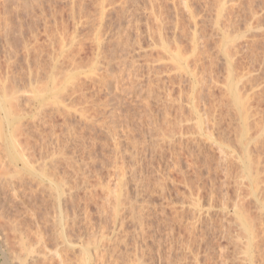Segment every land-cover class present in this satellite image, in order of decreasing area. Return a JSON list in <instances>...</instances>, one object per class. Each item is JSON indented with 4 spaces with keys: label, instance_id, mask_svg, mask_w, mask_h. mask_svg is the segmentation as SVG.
<instances>
[{
    "label": "rangeland",
    "instance_id": "1",
    "mask_svg": "<svg viewBox=\"0 0 264 264\" xmlns=\"http://www.w3.org/2000/svg\"><path fill=\"white\" fill-rule=\"evenodd\" d=\"M203 1L0 0V95L6 92L9 94V97L5 94L6 97L11 100L14 99L13 95L15 98L17 95L13 111L17 119L7 121L4 112L0 111V229L8 232L7 237L4 235L6 242L2 236L4 233L0 230V264H39L41 260L42 264H59L58 260L61 258L65 264H84L89 253V262L94 263V254H98V250L106 252L111 245L114 248L109 253H113L114 259L111 254H107V257L118 261L117 264H133L138 258L140 260L141 254V264H251L245 233L240 221L234 216L231 204L238 197H243L239 203L248 198V191L245 199V195H241L242 189L248 188L250 196L248 182L243 181L247 188H244L246 185L243 183L239 184L240 191L238 186L235 188L234 180L231 179L232 188L238 189L240 196L230 187V183V191L232 189L234 192L229 193L228 189V197L232 201L235 198H232V193H236L237 197L233 202L228 199L231 206L229 213L224 211L227 215L219 209L216 201L215 192L218 193L217 189L223 178L219 183L215 180L218 151L212 134L213 101L210 93L214 91L212 77L219 75L222 80V76L226 78L228 72L225 74V70L216 68L214 71L219 70V73H214L208 68L217 67L210 60L218 61L220 58L219 65L227 67V60L224 59L228 56H224L225 51L222 49L230 42L223 40V33L227 29L224 28L225 24L235 18V24L230 21L226 26L234 25L228 28L233 27L235 31H228H231V35H236V43L247 41V46L240 47L241 44L237 43L239 48L248 47V41L253 40L249 42L252 43V50L250 47L248 50L241 49L243 55L245 51H249L245 55L249 58H244L246 61L241 60V54L235 53L236 56H232V59L240 56L238 59L240 58L242 67L238 63L234 66V60H230L233 67L237 65L243 73H239V68L236 67L235 75L239 73L240 79L238 76L236 78L239 82L242 80V83L248 81L247 85L244 83L248 91L249 80L254 77L252 73L257 75L264 72V54L261 62L262 55H259L263 53L261 49H264V39L261 38L264 37V22L259 25L263 30L259 27V31L257 28L260 35L261 30L263 34L260 36L255 32L258 23L264 21V17L260 16H264V0H254L255 3L250 1L255 5H250L254 8V13L250 6L249 9L244 8L249 0H243V3L242 0H237L241 3L233 0L246 9L243 10L237 4L241 8L238 14L235 11L238 9L234 6L236 4L227 0L233 6L226 3L233 8H227L231 10H228L229 13L233 15L236 12L235 15L238 16H231L227 11V14L224 12L226 9L222 10L224 17L221 16L220 20L227 17L228 21L221 20V30L216 25L212 26L216 15L210 18L211 21L209 19V15L214 16V12L216 14L218 11L216 7V11L213 9L217 4L213 3L214 0ZM207 3H212V6ZM121 4L126 6V11H123L125 15L122 12L124 16L119 12L123 7ZM118 5L121 6L120 9ZM101 6L110 9L105 14L109 17H104L106 22L100 21L98 10ZM201 7L203 10L199 9ZM250 9L252 12L248 11ZM201 11L204 14L200 15H205L204 18H200L197 13ZM249 12L253 13V17ZM255 13H259V22L254 18ZM245 15L252 19L245 21ZM119 16L124 19L121 20L122 17ZM128 19L134 22L128 23ZM196 19L199 22L196 23ZM200 21L205 25L202 26ZM247 21H250L248 25ZM243 23L248 27L245 25L244 28ZM249 24L253 26L249 27ZM238 25H242L240 27L243 29L239 30ZM197 27H206L207 31L205 28L198 30ZM213 27L217 31L219 29V35L213 31ZM250 29L254 31H251V35L248 34ZM122 31L126 32L123 34ZM200 31L206 36L214 34L215 37L210 36L208 40L204 36V40L203 37L200 38L203 36ZM210 31L214 33L211 34ZM245 33L248 39H256L248 40L241 36L246 40H240V35ZM259 36L263 41L259 40ZM212 38L215 41L217 38L221 40L214 44L215 41L210 40ZM200 39L205 43L201 44ZM257 42L260 45L263 42V47L257 44V48ZM209 43L216 45L218 53H208L210 49L213 51L212 45L208 46ZM202 45L206 47L204 50L208 53L207 57L210 54L208 58L201 59H204L202 65L207 68L201 67L199 63L202 61L199 58L195 59L196 52ZM216 49L214 46L215 51ZM256 49L262 52L254 54ZM250 50L254 52L252 57ZM234 51L232 48V54ZM205 52V55L200 54L206 56ZM211 55H217V59H211ZM256 55H259L258 58ZM247 58L249 62L252 58L259 60L257 63V59L253 61L256 64L250 62L255 68L257 65V74L253 69L250 71V67H254L247 62ZM238 59L236 62H239ZM246 62L247 66L250 64L248 68ZM246 71L249 72L248 75ZM200 74L209 82L203 78L204 83ZM261 75L264 77V73ZM261 75L257 76L262 83L264 79L260 78ZM69 79H78L76 84H80L79 88L77 85L74 87V83H71L74 81ZM263 84L259 86L262 88ZM241 85L243 84H239ZM249 91L245 90V93L252 92ZM255 96L253 95L254 99ZM262 99L264 105V97ZM259 107L264 109L262 104ZM9 133H16L13 138L17 139L16 144L20 142L21 145L16 146L18 151L22 150L24 158L14 156L15 148L6 138ZM231 137L232 140L235 138L234 132ZM237 142L236 139L233 140V143ZM239 144L238 142L236 149H239ZM253 147L252 144L251 150ZM9 148L13 153H8ZM241 151L242 149L237 150ZM233 169L238 171L236 174L233 170L235 175L231 174V178L238 176V172H243L240 160L239 165L235 164ZM121 176L126 178V185ZM111 190L118 192L112 193ZM251 198L250 196L248 201L242 203L249 206V201L253 200ZM253 201L250 202L251 212L257 213L260 219L261 214L258 213L261 209L255 207L256 201ZM115 236L116 239H113ZM105 239H109L110 244ZM118 247L120 253L117 252ZM115 249L118 250L114 252ZM252 251L253 264H264V248L263 255L255 246ZM33 253V257H42L38 258L39 262L31 256ZM109 258L105 259L107 262L104 260V264H109L108 261L116 264Z\"/></svg>",
    "mask_w": 264,
    "mask_h": 264
},
{
    "label": "bare ground",
    "instance_id": "2",
    "mask_svg": "<svg viewBox=\"0 0 264 264\" xmlns=\"http://www.w3.org/2000/svg\"><path fill=\"white\" fill-rule=\"evenodd\" d=\"M201 1V0H200ZM203 1V0H202ZM208 1H210V0H208ZM208 1H206V2H208ZM213 1V0H212ZM214 1H217V2H214ZM213 1V3H215V5L216 6H214V8L213 9H215V7H216V9L218 10L217 12H216V14H215V12H214V16H211V15H209L210 17H209V19L211 18V17H215V15H216V19L214 20V25H212V26H214L215 27V25H216V27L217 28H220V30H221V26L223 25V21H228L227 19V17L225 18V20L223 19V21L221 22V20H220V18H221V16L222 17H224V15H222V10H225L224 12L226 13V11L229 13V11H231L233 8H230V5L232 6V3H234L235 1H237V0H235L234 2H233V0H231V2H229V1H227V0H214ZM246 1V0H245ZM250 1L251 0H249V2H248V4L246 5V6H244V4H242L243 6H244V8L246 7V8H248V6H255L254 4H253V2H254V0H252L253 2H252V4L250 3ZM204 2V1H203ZM206 2L204 3L205 5H206ZM227 2H229V3H231L230 5L229 4H226ZM237 2H240L241 3V1H237ZM244 1L242 0V3H243ZM246 2V3H247ZM263 2V1H262ZM261 2V3H262ZM198 3H200V2H198ZM202 3V2H201ZM255 3V2H254ZM258 3V2H257ZM264 3V2H263ZM208 4V3H207ZM234 4H236V3H234ZM237 4H239V3H237ZM237 4L236 5H234V6H236V9L238 8L237 7ZM117 5V4H116ZM122 5V4H121ZM124 5V4H123ZM122 5V6H123ZM127 5V4H126ZM212 6V3L211 4H208V6ZM214 5V4H213ZM229 5V7H227V6ZM259 5V4H258ZM262 5V4H261ZM111 6V5H110ZM129 6V5H128ZM201 6V5H200ZM199 6V7H200ZM207 6V5H206ZM205 6V8L207 9V7ZM250 6V7H251ZM107 6L105 5V8H106ZM115 7V6H114ZM113 7V8H114ZM119 7H121V6H119L118 5V8ZM125 7L126 6H123L122 7V10H120L119 12L122 14V12L125 10L126 11V9H125ZM233 7V6H232ZM239 7H241V5L239 4ZM249 7V8H250ZM261 7V6H260ZM104 8V6H101L100 7V9L98 10V14H99V16H100V21L101 22H106V18H105V20H104V17H109L108 15H106L105 16V14H106V12H108V10H110V9H105ZM111 8V11H113V9H112V7H110ZM205 8H204V11H205ZM209 8V7H208ZM227 8H230V9H228L227 10ZM235 8V7H234ZM242 9H243V7H241ZM241 8H238L237 10H235V11H237V14H238V12L240 11L239 9H241ZM248 8V9H249ZM252 8V7H251ZM262 8V7H261ZM260 8V9H261ZM120 9V8H119ZM199 9H202V7L201 8H199ZM210 9H211V7H210ZM212 9V10H213ZM216 9H215V11H216ZM253 9V13H254V8H252ZM252 9H250V10H248V11H250V12H252L251 10ZM130 10V9H129ZM203 10V9H202ZM208 10V9H207ZM233 10V11H234ZM239 10V11H238ZM243 10H246V9H243ZM242 10V11H243ZM110 11V12H111ZM116 11V10H115ZM114 11V12H115ZM132 11V10H131ZM137 11V10H136ZM196 11V10H195ZM194 11V12H195ZM199 11V10H198ZM203 11V12H204ZM211 11V10H210ZM214 11V10H213ZM234 11V12H235ZM241 11V12H242ZM135 12V11H134ZM134 12H133V14H134ZM190 12V11H189ZM207 13H209L208 11H206ZM205 12V13H206ZM224 12H223V14H224ZM241 12H240V14H241ZM245 12V11H244ZM249 12V13H250ZM119 13V14H120ZM125 12H123V14H124ZM127 13H128V11H127ZM130 13H132V12H130ZM191 13V12H190ZM199 15H200V13H202V11L201 12H197ZM213 13V12H212ZM253 13H250L251 15V17H253L252 15H253ZM116 14V13H115ZM120 14V15H121ZM122 14V15H123ZM135 14H137V12H135ZM202 14H204V13H202ZM200 15V16H198V17H200V18H204V16L203 15ZM211 14V13H210ZM227 14V13H226ZM225 14V15H226ZM231 14V16H238V15H235L236 14V12L235 13H233V15H232V13H229V15ZM247 14V16H248V13H246ZM256 14V13H255ZM258 14V17H255L256 15ZM255 16H254V18H255V20L257 21V22H259L260 21V19L261 18H263L264 16L262 15V14H260V16H262L261 18H259L260 16H259V13H257ZM74 15H75V13H74ZM125 15V14H124ZM123 15V16H124ZM132 14H130V16H131ZM139 14H137L136 16L137 17H139L138 16ZM194 15V14H193ZM193 15H192V17H193ZM195 15H196V12H195ZM213 15V14H212ZM229 15H227V16H229ZM123 16H119V18H121L122 17V19L121 20H123L124 19V17ZM134 16V15H133ZM197 16V15H196ZM196 16H194V17H196ZM241 16V15H240ZM246 16V15H245ZM247 16H246V19H244L245 21L246 20H249L248 18H247ZM132 17V16H131ZM137 17L135 18V19H137ZM230 17V16H229ZM127 18V17H126ZM200 18H198V19H200ZM231 18V17H230ZM237 18V17H236ZM257 18H259V20H257ZM109 19V18H108ZM130 19V18H129ZM128 19V20H129ZM134 19V20H135ZM206 19V18H205ZM208 19V20H209ZM231 19H233V20H230L231 22H233V21H235V20H237V19H235V18H231ZM242 18H240V20H241ZM252 19V18H251ZM250 19V20H251ZM118 20H120V19H118ZM138 20V19H137ZM212 20V21H213ZM239 20V21H240ZM126 21V20H125ZM197 21L199 22V20H197L196 19V23H197ZM202 21H204L203 19H202ZM210 21H211V19H210ZM230 21H228V22H230ZM245 21H243V22H245ZM123 22V21H122ZM134 22V21H133ZM133 22H130V20H129V22L128 23H133ZM135 22H136V20H135ZM205 22V21H204ZM208 22V21H207ZM228 22H227V24H228ZM238 22V21H237ZM242 22V21H241ZM248 22H250V21H247V25H248ZM261 22H264V21H260L259 23H258V27H256V24H255V26L254 27H256V29H255V32L256 33H258V35H260V33H259V31H260V28L262 29V27H260L261 25ZM127 23V22H126ZM126 23H125V25H126ZM196 23H195V25H196ZM202 22L200 21V24H201ZM206 23V22H205ZM211 23L212 22H210V25H211ZM222 23V24H221ZM238 23H240V22H238ZM199 24V23H198ZM203 24V23H202ZM227 24H225V27L224 28H227V29H225V31H224V33H223V36L225 37V38H223V40H227L228 42H230L229 44H225L226 46L224 47V46H222V47H224V50L222 49V51H225L224 53H222V54H224V56H226L227 58H225L224 59V57H223V59L226 61L227 60V67H224V65L223 66H220L221 65V63H220V61L219 60H221V58L219 59V56H218V61H219V63H218V61L217 60H215V61H213L214 59L213 58H215L216 57V59H217V55L214 57H212V55H214V54H216V53H218V51H217V49H216V45H212V43H209L208 44V46H210V44L212 45L211 47H213L212 49H213V51L215 52V53H213V51H211V47L209 48L210 49V51H208V53L210 52V53H212V55H211V59H213V60H210V63H211V61L213 62V66H215V65H217V67L215 66V68H208V70H210V71H212L213 70V72L214 73H216V71L219 73V70H215L214 71V69H223V71H224V73L226 72H228V74H226L225 76H226V78L224 77V76H222L223 74L221 73V76H222V80H221V78L219 77V75H215L216 77H212V76H214V73L212 72V79H213V84H212V87H213V90L214 91H212L210 94H212V101H213V104L211 105V107H212V112H211V114H212V128H213V130H212V134H213V137H214V140H215V146H216V148H217V151H218V155L216 156V161H215V180L217 181V183H219L222 179L221 178H223V180L221 181V185H219V187H218V185H216L217 187H218V193H216L215 192V194H216V201H217V205H218V207H219V209L220 210H223L222 212H224V211H227V213H229L228 211H229V207L231 206V204H232V207L234 208V216L235 217H237L238 218V220L240 221V224L242 225V227H243V231H244V236H245V238H246V244H247V247H248V254H249V256H250V259H252V262H251V264H253V259H254V254H253V251H252V247L253 246H255L256 247V249H257V251H258V249L259 250H261L260 251V254L261 255H263L262 253H263V248H264V218H263V214H264V211H263V209L264 208H261V206H264V204H263V202H264V109H261L260 107H259V104H262V106H264L263 105V99H262V97H264V82H260L259 80H258V76L257 75H261L262 73H264V72H262L261 71V68H260V71L262 72H260V73H255V71H257L258 70V68H257V65H256V68H255V65H253L254 63H253V61L254 60H256L258 57L257 56H259V55H262V54H264V49L262 48H260L261 50H263V53H261V54H259V55H256V57L257 58H255L254 60H253V58L255 57H253L252 58V61H250L251 63H253V64H251L249 61H248V56H245L246 54H249L247 51H245L244 53H245V55H243V54H241L242 52H243V50H242V52H241V49H243V48H245V47H243V48H239V45L238 44H241V46L240 47H242L243 45H246L247 44V41H246V43H244V41H239V42H237L236 43V38L237 37H235L234 35H231L232 33H231V31L233 32V31H235V28H233L234 27V25H231V26H233L232 28L234 29V30H232V28H228V27H230V25H228V27L226 26ZM233 24H235L234 22H233ZM237 24V23H236ZM252 24H253V22H252ZM251 24V25H252ZM264 24V23H263ZM121 25V24H120ZM129 25V24H128ZM205 24H203L202 26H204ZM207 25V24H206ZM242 25H244V28H245V25L246 24H242ZM242 25H240V26H242ZM246 25V26H247ZM250 25V24H249ZM251 25L249 26V27H251ZM254 25V24H253ZM252 25V26H253ZM260 25V26H259ZM236 26V25H235ZM239 26V25H238ZM239 26V27H240ZM122 27H123V25H122ZM132 27H133V25H132ZM214 27H213V29H214ZM223 27V26H222ZM237 27V26H236ZM248 27V26H247ZM260 27V28H259ZM79 28V27H78ZM126 28H127V25H126ZM130 28H131V26H130ZM198 28V27H197ZM200 28V27H199ZM199 28H198V30H199ZM205 28V31H207V29H206V27H204ZM204 28L203 27H201L200 28V30L201 29H203L204 30ZM211 30H212V28L211 27H209ZM257 28H259L258 30H257ZM264 28V27H263ZM125 29V28H124ZM223 29V28H222ZM228 29H231V31L229 32L228 31ZM241 29H243V28H241L240 27V29L239 30H241ZM120 30H123V29H120ZM202 30V31H203ZM227 30V31H226ZM236 30H238V28H236ZM263 30V29H262ZM262 30H261V33L263 34V32H262ZM130 31V30H129ZM196 31V30H195ZM214 32H218L219 31V29H218V31H217V29H214L213 30ZM212 31V32H213ZM250 31V33H248V34H250L251 35V33L252 32H254L253 30H249ZM248 31V32H249ZM252 31V32H251ZM118 32H119V30H118ZM123 32V34L126 32V31H122ZM209 32V31H208ZM212 32L210 31V33L212 34ZM213 32V33H214ZM241 32V31H240ZM244 32V31H243ZM243 32L241 33V34H243ZM203 33V34H202ZM207 33V32H206ZM215 33V34H216ZM197 34V33H196ZM200 34H202L203 36H201L200 38H202V39H204V40H206V39H208V37L209 38H211L212 36H214L215 37V35L214 34H212V36L209 34V33H207V34H209V35H204V32H201L200 31ZM218 35L220 34V33H217ZM237 34H240V33H238V31H237ZM253 34H255V33H253ZM252 34V35H253ZM261 34V35H262ZM130 35V34H129ZM250 35H248L249 37H250ZM256 35V34H255ZM260 35V36H261ZM120 36V35H119ZM128 36V35H127ZM204 36H205V38H204ZM211 36V37H210ZM241 36H245V37H247V33H245L244 35H240V37ZM260 36H259V40L262 38V39H264V37H261L260 38ZM264 36V35H263ZM121 37V36H120ZM216 37H217V35H216ZM220 37H221V35H220ZM219 36H218V38H220ZM239 37V38H240ZM245 37H244V39H245ZM258 37V36H257ZM123 38V37H122ZM126 38H128V37H126ZM130 38H132V36L130 37ZM196 38V37H195ZM217 38V40H221V39H218ZM250 38H253V37H250ZM249 38V39H250ZM255 38V37H254ZM253 38V39H254ZM198 39V38H197ZM202 39H200V42H201V40ZM215 39V38H214ZM241 39H243L242 37L240 38V40ZM243 39V40H244ZM247 39H248V37H247ZM248 39V40H249ZM256 39V38H255ZM254 39V40H255ZM261 39V41H263ZM194 40H196V39H194ZM202 41L203 43H205V41ZM209 40V39H208ZM207 40V41H208ZM210 40H213V38L212 39H210ZM216 40V41H217ZM238 40V39H237ZM246 40V39H245ZM129 41H130V39H129ZM199 41V40H198ZM215 40H213V42H214ZM214 42V44H218L217 42ZM253 41V40H252ZM251 41V39H250V41H248V44L250 45H248V47H250L251 48V44L252 43H249V42H252ZM256 41H258V40H256ZM256 41H254V42H256ZM261 41H259V42H261ZM194 42V41H193ZM202 42H201V44H202ZM209 42V41H208ZM207 42V43H208ZM211 42V41H210ZM242 42V43H241ZM127 43V42H126ZM129 44H130V42H128ZM135 43V42H134ZM164 44H165V42H163ZM206 43V44H207ZM133 44V43H132ZM137 44V43H136ZM199 44V43H198ZM198 44H196V46L198 45ZM201 44H199V45H201ZM254 44V43H253ZM257 44H259L260 45V43H256L255 45L257 46ZM262 44H263V42H262ZM262 44L260 45V47H263L262 46ZM123 45H125V44H123ZM140 45V44H139ZM162 45V44H161ZM203 45H205V44H203ZM202 45V46H203ZM220 45V44H219ZM238 45V46H237ZM254 45V46H255ZM127 46H129L128 44H127ZM135 46V45H134ZM164 46V45H163ZM166 46V45H165ZM195 46V47H196ZM201 46V47H202ZM214 46H215V49H216V51L214 50ZM247 46V45H246ZM126 47V46H125ZM132 47V46H131ZM140 47H141V45H140ZM199 47V46H198ZM197 47V48H198ZM201 47H199L198 49L201 51L202 49L204 50V47L205 46H203L202 47V49H201ZM218 48H220L221 47V45H220V47L219 46H217ZM239 49H238V48ZM248 47H246L245 49L246 50H248L249 48ZM128 48V47H127ZM136 48H138V47H136ZM142 48V47H141ZM167 48V47H166ZM232 48H233V50H235L234 51V53L232 54ZM236 48L238 49V50H240V51H237L236 50ZM256 48V47H255ZM257 48H258V46H257ZM140 49V48H139ZM163 49V48H162ZM197 49V50H198ZM244 49V50H245ZM254 49V48H253ZM128 50V49H127ZM146 50V49H145ZM144 50V51H145ZM165 50V49H164ZM164 50H162L163 51V53H164ZM170 50H172V49H170ZM196 50V51H197ZM198 50V51H199ZM205 50H206V47H205ZM205 50H204V52H205ZM251 50H252V48H251ZM250 50V51H251ZM123 51V50H122ZM132 51H133V49H132ZM138 51V50H137ZM166 51V50H165ZM175 50L173 49V52H174ZM198 51L196 52V58L195 59H200V61H202L201 59L202 58H206L207 57V55H208V53H207V51L205 52V53H207L206 54V56H203V55H205V54H203L204 52H200L199 51V55L197 54L198 53ZM257 51L259 52V49L257 50H255V53L254 54H256L257 53ZM114 52V51H113ZM119 52H120V50H119ZM127 52V51H126ZM171 52V51H170ZM238 52V53H237ZM260 52H262V51H260ZM259 52V53H260ZM121 53V52H120ZM137 53V52H136ZM140 53V52H139ZM203 54V55H201V54ZM235 53L238 55H243V56H241L242 58H241V60L242 61H246V59H244L245 57H248L247 58V62H249L250 64H251V66H253L254 68H252V67H250V71L253 69V71H254V73L255 74H257V75H253V73H252V76H254L252 79L250 78V80H249V76H248V80H249V82H250V87L248 86V91H249V88H250V91H252L251 93H245V90H246V92H248L247 91V89H245L246 88V85H247V83L246 82H248V81H246V82H244V83H246V85L244 84V83H242L241 81V83L238 81V79L237 78H239V76H240V68L239 67H242L243 66V64H240V61H239V59H238V57H240V56H238L237 58L235 57L234 59H232V56L233 55H235ZM252 53V51L250 52V55H251V57H252V55H253V53ZM116 54V53H115ZM114 54V55H115ZM122 54V53H121ZM124 54V53H123ZM122 54V55H123ZM127 54H129L128 52H127ZM138 54V53H137ZM167 54V53H166ZM171 54V53H170ZM258 54V53H257ZM121 55V56H122ZM126 55V54H125ZM131 55V54H130ZM139 55V54H138ZM148 55V54H147ZM175 55H176V52H175ZM249 55V56H250ZM124 56V55H123ZM132 56H133V54H132ZM142 56V55H141ZM140 56V57H141ZM178 56V55H177ZM180 56V55H179ZM198 56H200V57H198ZM201 56H203V57H201ZM209 56H210V54H209ZM208 56V57H209ZM236 56V55H235ZM127 57H128V55H127ZM127 57H125V58H127ZM162 57H164V56H162ZM169 57V56H168ZM207 57V58H208ZM221 57V56H220ZM234 57V56H233ZM250 57V58H251ZM262 57H263V55L261 56V59H260V62L263 60L262 59ZM118 58V57H117ZM124 58V59H125ZM170 58H172V57H170ZM176 58V57H175ZM180 58V57H179ZM181 58H183V57H181ZM194 58V57H193ZM119 59H120V57H119ZM123 59V60H124ZM130 59H132L131 57H130ZM146 59V58H145ZM147 59H148V56H147ZM150 59V58H149ZM152 59V58H151ZM194 59V60H195ZM198 59V60H199ZM238 59V61L239 62H236V60ZM180 60V59H179ZM198 60H195V61H198ZM224 60H222L223 61V63L225 64V61ZM230 60H234V66H235V64H239L238 66L239 67H237V65H236V67H233V62H232V64L230 63ZM149 61H151V60H149ZM153 61V60H152ZM182 61H183V59H182ZM221 61V62H222ZM241 61V63H243ZM257 61H259L258 59L256 60V63H257ZM264 61V60H263ZM124 62V61H123ZM132 62V61H131ZM133 62H134V60H133ZM154 62V61H153ZM204 62V59H203V61L201 62V63H199V64H201V67L202 68H207L206 66H204V65H202V64H204L203 63ZM215 62H217L216 64H214ZM247 62H246V67L248 68L249 66H250V64L247 66ZM259 62V64H261ZM198 63V62H197ZM222 63V64H223ZM245 63V62H244ZM255 63V64H256ZM135 64V63H134ZM155 64V63H154ZM220 64V65H219ZM125 65V64H124ZM128 65V64H127ZM133 65V64H132ZM148 66H149V64H147ZM151 65V64H150ZM179 65V64H178ZM181 65V64H180ZM198 65V64H197ZM210 65V64H209ZM220 66V68H218L219 66ZM225 65V66H226ZM242 65V66H241ZM262 65V64H261ZM261 65H258V67L260 66L261 67ZM264 65V64H263ZM135 66V65H134ZM147 66V67H148ZM156 66V65H155ZM212 66V65H211ZM210 66V67H211ZM244 66H245V64H244ZM130 67H132V66H130ZM150 67V66H149ZM199 67H200V65H199ZM200 67V68H201ZM209 67V66H208ZM222 67H224V68H222ZM264 67V66H263ZM262 67V68H263ZM126 68V67H125ZM132 68H134V67H132ZM136 68V67H135ZM138 68V67H137ZM202 68H201V70H202ZM226 68V69H225ZM234 68V69H233ZM238 69L239 68V70H238V72L239 73H236L237 74V76H238V74H239V76L237 77L236 75H235V72H237L236 71V69ZM245 67H243V69H244ZM93 69V68H92ZM130 69V68H129ZM149 69V68H148ZM228 69V71H226ZM243 69H241L243 72L245 71V70H243ZM246 69V68H245ZM264 69V68H263ZM123 70V69H122ZM126 70V69H125ZM132 70V69H131ZM196 70H197V68H196ZM205 70V69H204ZM235 70V71H234ZM128 71V70H127ZM130 71V70H129ZM133 71V70H132ZM137 70H135V72H136ZM248 71H249V69H248ZM248 71H246V72H248ZM124 72V71H123ZM122 72V73H123ZM199 72V71H198ZM205 72V71H204ZM259 72V71H258ZM200 73V72H199ZM131 74V73H130ZM201 74H204L202 71H201ZM200 74V79L202 80V81H204V83H205V80H206V82H207V79L204 77V76H202ZM241 74H243L242 72H241ZM246 74V73H245ZM249 74V72L247 73V75ZM205 75V74H204ZM207 75V74H206ZM209 75V74H208ZM210 75H211V73H210ZM242 76V75H241ZM245 76V75H244ZM251 76V75H250ZM251 76V77H252ZM255 76H257V78H255ZM75 78H76V76H74ZM98 77V76H97ZM206 77H208V76H206ZM223 77L225 78L224 80L225 81H223ZM237 77V78H236ZM203 78H205V80H203ZM246 78V77H245ZM261 79H264V77H263V75H261V77H260ZM209 79H210V76H209ZM240 79V78H239ZM241 79H243V78H241ZM69 80H73V79H69ZM68 80V81H69ZM75 80V79H74ZM73 80V81H74ZM78 80V79H77ZM74 81V82H72L71 81V83H74V87H77V88H79V85H77L76 83L77 82H79V81ZM81 80V79H80ZM84 80V79H83ZM200 80V81H201ZM245 80V79H244ZM86 81V80H85ZM85 81H82V82H85ZM211 81V80H210ZM263 81V80H262ZM197 82H198V80H197ZM209 82V81H208ZM207 82V83H208ZM211 82V83H212ZM239 82V83H238ZM260 82V83H259ZM69 83V82H68ZM70 84V83H69ZM86 84V83H85ZM203 84V83H202ZM210 84V83H209ZM239 84H243V85H241V86H245L244 88L243 87H241V86H239ZM259 84H261L260 86H262V84H263V87L261 88L260 86H259ZM77 85V86H76ZM82 85V84H81ZM136 85V84H135ZM249 85V84H248ZM134 86V85H133ZM210 85H208V87H209ZM81 87V86H80ZM85 87V86H84ZM134 87H136V86H134ZM133 87V88H134ZM257 87V88H256ZM73 87H71V89H72ZM241 88H243V90L241 89ZM256 88V89H255ZM74 89V88H73ZM81 89V88H80ZM80 89L78 90V91H80ZM86 89V88H85ZM245 89V90H244ZM75 90H76V88H75ZM83 90V89H82ZM211 90H212V88H211ZM71 91H73V90H71ZM70 91V92H71ZM201 91H203V90H201ZM249 91V92H250ZM73 92H75V91H73ZM76 92H77V90H76ZM209 92V91H208ZM80 93V92H79ZM8 95V97H9V94L8 93H4L3 95H0V111H2V112H4V114H5V117H6V120L7 121H11V122H13V119L15 120V119H17L16 118V116H15V114H13V111L15 110V107H16V99H17V95H16V98H15V96L13 95L12 97H14V101L13 100H11V99H9V98H7L6 97V95ZM75 94V96H76V93H74ZM83 94H85V93H83ZM255 94H256V96H255ZM71 95H73L72 93H71ZM82 95V94H81ZM253 95L255 96V98L256 99H254L253 98ZM42 96V95H41ZM200 96V95H199ZM203 96V95H202ZM204 96H205V94H204ZM208 96H210V95H208ZM78 97H79V95H78ZM77 97V98H78ZM83 97V96H82ZM84 97H85V95H84ZM201 98V97H200ZM71 99H72V97H71ZM74 99V98H73ZM202 99H204V97L202 98ZM201 100V99H200ZM205 100V99H204ZM204 100H201V101H204ZM254 100V101H253ZM260 101H262V103H260ZM255 102H257V103H255ZM264 108V107H263ZM211 110V109H210ZM13 117V118H12ZM15 129V128H14ZM15 131V130H14ZM19 132V131H18ZM21 132V131H20ZM233 132H234V135H235V138L234 139H236L240 144L238 145V146H240L239 147V149L241 150L242 149V151L241 152H237V150H239V149H236L237 148V143H233V140H232V137H234V136H232L231 137V133H232V135H233ZM159 133V132H158ZM164 133V132H163ZM14 134H16V133H13V135H12V133H9L8 135H6V138H7V140L9 141V142H11L12 143V145L11 146H13L14 148H15V150H14V152H15V154H14V156H21L22 158H24V153L22 152V150L20 151H18L17 149V144H20V142L19 143H17L16 144V142H18V141H16L17 139L15 138V140H14V138H13V136L14 137H16V135H14ZM21 134V133H20ZM161 134V133H160ZM166 134V133H165ZM162 136V135H161ZM164 136H166V135H164ZM165 138V137H164ZM20 141V140H19ZM116 143H118V141L116 142ZM252 144L254 145V147L252 148L253 150H251V146H252ZM21 145V144H20ZM20 145H18V146H20ZM116 145V144H115ZM118 146H120V144L118 143L117 144ZM117 146V147H118ZM154 146H155V144H154ZM19 148H21V147H19ZM23 148V147H22ZM115 149V148H114ZM120 149V148H119ZM118 149V150H119ZM116 150V149H115ZM119 152V151H118ZM8 153L10 154V153H13V151L9 148L8 149ZM132 154V153H131ZM130 154V155H131ZM134 156V155H133ZM239 160H240V163H241V166L243 167V169H242V173L241 172H238V176H237V178H235V177H233V175H235V174H233V173H235L236 172V174H237V171L235 170V169H233V167H235V164H238L239 165ZM234 165V166H233ZM121 170H122V168H121ZM121 170H119V171H121ZM235 172H234V171ZM118 171V172H119ZM233 171V172H232ZM123 173V171H121V174ZM231 174H233L232 175V177L233 178H235V179H237V180H235V179H233V178H231ZM222 175V177H220ZM122 178H123V176H121ZM124 180L126 179V178H123ZM221 179V180H220ZM231 179L232 180H234L233 181V184H235L234 186H236L235 188H237V186H238V188H240L239 190L240 191H245L244 193H243V191L242 192H240L241 193V195H245L244 196V199H245V197H246V195L248 194L249 195V190H248V188H247V185L248 186H250V196L252 197L251 199H253V200H255L256 201V205H254L255 207H258L259 209H261V212H259L258 213V215L259 214H261L260 216H261V218L259 219L258 217H257V213L256 214H252V212H251V208H252V202H254L253 200L251 201H249V206H247L246 205V203H242V202H246V200L248 201V199L250 198V196H248L247 195V199H245L244 201H242V202H240L239 203V200L241 201V199H243V197L241 198V197H238L237 198V200H236V197H237V195H235V194H233L232 193V198L233 197H235V198H233L234 200H236V202L234 201V203H229L230 201L229 200H231L232 201V199L230 198V197H228V195H229V193H231V192H234V191H237V193L239 194V196H240V193L238 192V189H236V190H234V188H232V183H231ZM122 180V179H121ZM216 181H215V183H216ZM235 181H236V183L238 184V185H236V183H235ZM243 181H247L248 183H247V185L245 184V182H243ZM231 183V186L229 185ZM240 183H243L244 185H246V187L244 186V188H247V189H242L241 190V187H239L240 185ZM127 184V182H126V180H125V185ZM115 185H116V183H115ZM119 185V184H118ZM122 185H123V183H122ZM229 186L234 190V191H232V189H231V191H230V188H229ZM242 186V185H241ZM123 187V186H122ZM111 188V187H110ZM118 188H119V186H118ZM215 188V187H214ZM243 188V187H242ZM120 189V188H119ZM216 189V188H215ZM228 189H229V191H228ZM116 190H118V189H116ZM116 190H111V192L112 193H114ZM216 190V191H217ZM225 190H226V193H225ZM246 191H248V193L246 194ZM110 192V193H111ZM116 192H118V191H116ZM229 192V193H228ZM71 194V193H70ZM73 194V193H72ZM225 194V195H224ZM235 195V196H234ZM114 196H115V194H114ZM117 196V195H116ZM116 198V197H115ZM241 198V199H240ZM229 199V200H228ZM120 201H121V198H120ZM229 201V202H228ZM232 201V202H233ZM251 202V203H250ZM248 203V202H247ZM245 209V210H248V212L246 213L245 212V210L243 211V210ZM263 211V212H262ZM216 212H218V211H216ZM225 213V212H224ZM227 213H225L226 215H227ZM248 217L250 218V219H248ZM259 219V220H258ZM258 228H261V229H258ZM62 229H64V228H62ZM111 229V228H110ZM140 229H142V228H140ZM139 229V230H140ZM194 229V228H193ZM1 230V229H0ZM3 230V229H2ZM2 230H1V233H4L2 236L4 237V235H6V237L8 236V232H2ZM66 230V229H65ZM143 230V229H142ZM192 230V229H191ZM195 230H196V228H195ZM62 231H64V230H62ZM111 231V230H110ZM119 231V230H118ZM115 232V231H114ZM121 232V231H120ZM137 232V231H136ZM194 232H196V231H194ZM193 232V233H194ZM143 233V232H142ZM193 233H192V235H193ZM117 234V233H116ZM119 235V234H118ZM196 235V234H195ZM6 237H4L5 239V241L7 242V240H6ZM105 236H103V238H104ZM195 237V236H194ZM2 238V237H1ZM108 238V237H107ZM113 238V237H112ZM113 239H116V236H115V238H113ZM105 240H107V239H105ZM109 240V239H108ZM107 240V241H108ZM112 240V239H111ZM121 240V239H120ZM126 240V239H125ZM193 240V239H192ZM1 241V240H0ZM3 241V240H2ZM102 241V240H101ZM114 241H117V240H114ZM5 242V243H6ZM111 242V241H110ZM192 242H194V241H192ZM1 243V242H0ZM101 243H103V242H101ZM100 243V244H101ZM106 243V242H105ZM195 243V242H194ZM197 243V242H196ZM4 244V243H3ZM107 244H110L109 243V241L107 242ZM106 244V245H107ZM117 244V243H116ZM115 244V245H116ZM157 244V243H156ZM5 245V244H4ZM105 245V246H106ZM120 245V247H121V244H119ZM118 245V246H119ZM122 245H123V243H122ZM6 246H7V243H6ZM104 246V245H103ZM104 246V247H105ZM113 245H111V248H114V247H112ZM29 247V246H28ZM137 247H139V246H137ZM4 248V247H3ZM27 248V247H26ZM111 248L109 249H107V248H105V249H107L106 250V252L105 251H103V252H101V251H99L98 249H96V250H98V254L96 253V255L94 254V256H95V262L94 263H91V262H89V254L87 255V260H85V262H84V264H104V260L105 259H107V258H109V257H107V254L108 255H110L111 253H109L110 252V250H111ZM116 248V247H115ZM141 248V247H140ZM27 249H29V248H27ZM26 249V250H27ZM119 249V250H118ZM118 251L115 249V251L114 252H119L120 253V248L118 247ZM138 249V248H137ZM29 250H31V249H29ZM112 250H114V249H112ZM139 250V249H138ZM141 250V249H140ZM255 250V249H254ZM4 251V250H3ZM6 251H7V249H6ZM35 251H37V250H35ZM39 251V250H38ZM86 251V250H85ZM93 251H95V250H93ZM142 251V250H141ZM1 253H2V251H0ZM5 252V251H4ZM29 252V254H30V251H28ZM27 252V253H28ZM32 252V251H31ZM90 252V251H89ZM105 252V253H104ZM112 252V251H111ZM143 252V251H142ZM35 253V252H34ZM33 253V255H31L32 257L35 255ZM38 253V252H37ZM37 253H36V256H37ZM87 253V252H86ZM137 253V252H136ZM4 254V253H3ZM32 254V253H31ZM42 254V253H41ZM45 254V253H44ZM57 254H58V252H57ZM91 254H92V252H91ZM113 254V253H112ZM111 254V258L112 259H114L113 258V255ZM116 254H118V253H116ZM138 254V253H137ZM5 255V254H4ZM43 255V254H42ZM6 256V255H5ZM31 256H28V258H30ZM58 256H60V255H58ZM89 256V257H88ZM104 256H106L107 258H103ZM115 256V255H114ZM118 256V255H117ZM144 256V255H143ZM8 257V256H7ZM11 257V256H10ZM39 257H40V255H39ZM38 257V258H39ZM44 257V256H43ZM46 257V256H45ZM48 257V256H47ZM46 257V258H47ZM137 257H139V256H137ZM2 258H4V257H2ZM34 259L35 258H37V257H33ZM38 258H37V261H38ZM40 258H42V257H40ZM39 258V259H40ZM117 259H118V257H116ZM116 258H115V260H116ZM141 258H143L142 257V254H141ZM141 258H140V260H139V258L137 259V261L135 260L134 262H133V264H141ZM197 258V257H196ZM8 259H9V257H8ZM22 259V258H21ZM44 259V258H43ZM58 259H60V257H58ZM110 259V258H109ZM182 259V258H181ZM180 259V260H181ZM195 259V258H194ZM11 260V259H10ZM24 260H26V259H24ZM36 260V259H35ZM143 260H145V257H144V259ZM179 260V261H180ZM5 261V260H4ZM20 261V260H19ZM42 261V260H41ZM41 261H40V263L39 264H42L41 263ZM47 261V260H46ZM106 261V260H105ZM110 261L112 262L113 261V263H116L117 264V262L116 261H114V260H111L110 259ZM182 261V260H181ZM180 261V262H181ZM39 262V261H38ZM45 262V261H44ZM49 262V261H48ZM107 262V261H106ZM105 262V263H106ZM182 262H184V261H182ZM6 263H7V261H6ZM9 263V262H8ZM58 263L59 264H65V262L62 260V258L60 259V261L58 260ZM108 263L110 264V262L108 261ZM119 263V262H118ZM145 263V262H144ZM178 263V262H177ZM10 264V263H9ZM31 264V263H30ZM45 264V263H44ZM56 264V263H55ZM107 264V263H106ZM143 264V263H142ZM180 264V263H179ZM183 264V263H182Z\"/></svg>",
    "mask_w": 264,
    "mask_h": 264
}]
</instances>
